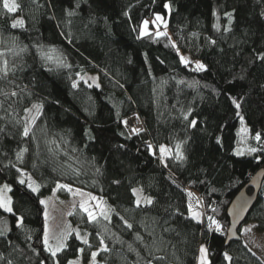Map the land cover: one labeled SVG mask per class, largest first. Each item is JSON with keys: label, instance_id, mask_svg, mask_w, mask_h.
Here are the masks:
<instances>
[{"label": "trees", "instance_id": "1", "mask_svg": "<svg viewBox=\"0 0 264 264\" xmlns=\"http://www.w3.org/2000/svg\"><path fill=\"white\" fill-rule=\"evenodd\" d=\"M14 2L10 13L0 0V182L13 207L0 208V264L88 262L95 251V264H198L201 245L207 264H264L241 227L226 243L231 201L264 168V0ZM158 14L166 35H141ZM130 114L144 129L123 124ZM242 122L249 150L238 155ZM59 182L105 197L112 212L92 220L74 207L77 231L52 256L41 195ZM137 186L151 204L137 205ZM248 221L264 231V180Z\"/></svg>", "mask_w": 264, "mask_h": 264}, {"label": "rangeland", "instance_id": "2", "mask_svg": "<svg viewBox=\"0 0 264 264\" xmlns=\"http://www.w3.org/2000/svg\"><path fill=\"white\" fill-rule=\"evenodd\" d=\"M162 21H157L156 23H153L155 21L156 16L154 19H148V33L151 32H165L168 28V22L167 18L164 15L158 14ZM165 23L167 27L165 28ZM181 58L183 57V61L186 63H194L196 66L197 64L203 63L199 60H196L192 58L188 53H185L183 51H179ZM243 125V126H242ZM245 124L241 123V130L239 133V141H238V149H236V152H247L249 150L247 146V130L244 126ZM246 130V131H245ZM168 151L165 154H162L159 150V155L164 160L168 154H170V149L166 146H162ZM25 178H27V182L33 183L34 186H38L39 190L41 188L40 183L38 180L33 177L31 174L25 175ZM7 185L9 190H4V186ZM58 185H65L67 187H60L58 188ZM11 188L12 186L9 183L6 182H0V190H3L2 194L6 198H10L11 204L10 207L13 211L12 207V196H11ZM39 190L37 192H39ZM137 198L139 197L141 201V197L144 198V202H146V199H151V196L145 195L141 188L139 186L135 187ZM92 197H95L96 199H92ZM41 201H44L45 203H42L44 206V234H43V242H44V235L45 232L48 233L49 237V245L53 248L57 247L58 244L63 241L64 244H66V240L64 239L65 236L68 237L69 234L73 231H77V229L74 227V225L71 223L69 219L70 212L72 209L76 206L80 207L82 210H84L81 205L83 204L85 207L91 211L95 217L103 216L101 215V212L107 213V216L111 215V208L106 200L105 197L100 196L98 194H95L85 188L62 183L59 182L54 189L45 195H41ZM202 204V203H201ZM5 210V209H4ZM11 211V212H12ZM206 209L202 205V207L199 210H194L192 212V216L194 217V213L198 214V219H203V216H205ZM47 213V217L46 214ZM88 214V212H87ZM21 218H19V223L21 222ZM241 232L243 235V238L245 242L250 246V248L256 252L264 261V231H259L257 228V225L254 221H248L246 223H243L241 226ZM46 247V246H45ZM206 249V253L201 252V248ZM47 248V247H46ZM48 249V248H47ZM97 253V251H95ZM206 256L207 263L209 262V255L207 252V248L205 245H201L200 247V253H199V259L198 264H202L201 256ZM98 261V257L96 255L95 260L91 258L90 261L85 262L83 260V257L81 254L78 256L72 258L70 262H73V264H95Z\"/></svg>", "mask_w": 264, "mask_h": 264}, {"label": "snow or ice", "instance_id": "3", "mask_svg": "<svg viewBox=\"0 0 264 264\" xmlns=\"http://www.w3.org/2000/svg\"><path fill=\"white\" fill-rule=\"evenodd\" d=\"M3 7H4L5 9H7L8 12L13 13V12H16V11H17V9H18L19 6L14 2V0H13V2H11V3L9 2V0H3ZM166 7H168V6L166 5ZM69 15H72V13H69ZM228 18H229V21L232 20V14H231V13L228 14ZM157 21H162V18H161L159 15L156 16V19H155V21H153V23H156ZM18 23H20V24L22 25L23 22H22V21H19ZM148 23H149L148 21H144V22H143V27H142L141 35H147V34H148ZM12 26H13V27H16V24L14 23ZM164 26H165V28L167 27L166 23H165ZM216 27L219 28V25H217ZM156 35H157V36H161V35H166V33H163V32H157ZM213 43H214V41H213ZM258 58L261 59V60H264V55H261V56H259ZM181 59L183 60V57H182ZM185 62H186V61H185ZM197 68L202 70V69L204 68V65H202V64H197ZM73 86L75 87V84H74ZM97 86H99V85H97ZM233 103L236 105L237 108L240 107V104L237 103L235 100L233 101ZM194 125H195V122L193 121V126H194ZM245 131H246V130H245ZM28 133H29V128H28V127H25V129H24V133H23V134H24L25 136H27ZM255 139H256L257 141L260 140V135H259V133L256 134ZM160 151H161L162 154H165L168 150L165 149L164 147H161ZM250 151H253V152H254V151H256V149H251ZM237 154L239 155V154H241V153L238 152ZM20 156H21V154H18V159L20 158ZM176 158H177V159H183V158H184L183 155H182V153H180L179 145L177 146V157H176ZM20 183L23 184L24 181L21 180ZM28 187H29L33 192H37V191L39 190L38 186H34L33 183H29V184H28ZM57 187L60 188V187H67V186H65V185H58ZM4 190H9V191H10V189L8 188L7 185L4 186ZM133 191H134V194H135V193H136V190H133ZM2 192H3V190H0V208L5 209V211L11 212V211H12V209H11V207H10L11 200H10V198H6V197L2 194ZM92 199H96V198H95V197H92ZM140 202H141V201H140V199H139V197H138V198H137V201H136V203H137L138 206H139ZM41 203H45V202H44V201H41ZM146 203L151 204V203H152L151 199H146ZM81 207L84 208V211H85V212H88V216H89L90 219H92V220H95V219H96L95 215H94L91 211H89V209H88L87 207H85L83 204L81 205ZM45 215H46V217H47V213H46ZM101 215H103L105 219L108 218L107 213L103 212V210H102V212H101ZM194 217L197 218V219L199 218V217H198V214H195V213H194ZM209 219H211V218H209ZM212 223H215V224H216L217 229L220 228V225H219L216 221H212ZM128 227H131V225H128ZM208 227L211 228V227H212V224H209ZM0 234H3V233L0 232ZM77 235H78V234H77ZM64 239L66 240L67 237L65 236ZM83 243L87 244V243H88V240H87L86 238H84V239H83ZM101 243H103V241H101ZM44 244H45V246L48 248V251L51 253L52 256H56L57 252L61 251V250L63 249V247H65V244L63 243V241H61V242L58 244L57 247H55V248L51 247V246L49 245V237H48V233H47V232H45V235H44ZM104 250H105V251L107 250L106 247H105ZM81 251H83V250L81 249ZM201 252H202V254H203V253H206V249L202 247V248H201ZM96 255H97V253H95V252L92 253V259H93V261L95 260ZM201 261H202V264H207L206 256L202 255V256H201ZM70 264H73V262H70Z\"/></svg>", "mask_w": 264, "mask_h": 264}, {"label": "water", "instance_id": "4", "mask_svg": "<svg viewBox=\"0 0 264 264\" xmlns=\"http://www.w3.org/2000/svg\"><path fill=\"white\" fill-rule=\"evenodd\" d=\"M263 180L264 168H261L252 176L249 183L243 187L231 201L227 211L230 218V225L227 230L226 243L232 240L241 239L238 229L245 222L254 204L256 203ZM248 187L253 189L252 193L247 191Z\"/></svg>", "mask_w": 264, "mask_h": 264}, {"label": "built area", "instance_id": "5", "mask_svg": "<svg viewBox=\"0 0 264 264\" xmlns=\"http://www.w3.org/2000/svg\"><path fill=\"white\" fill-rule=\"evenodd\" d=\"M122 122L126 127H130L135 130L144 129V121L141 118H139L136 114H130L124 117ZM146 145L149 147L151 154L155 155V149L152 142L150 140H147Z\"/></svg>", "mask_w": 264, "mask_h": 264}]
</instances>
